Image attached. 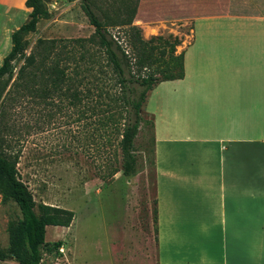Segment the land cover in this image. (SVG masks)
Here are the masks:
<instances>
[{"label": "crops", "instance_id": "obj_1", "mask_svg": "<svg viewBox=\"0 0 264 264\" xmlns=\"http://www.w3.org/2000/svg\"><path fill=\"white\" fill-rule=\"evenodd\" d=\"M25 1L0 0V51L27 19ZM133 24L146 39L188 24L176 46L183 77L158 82L143 105L153 162L129 176L154 205L153 234L150 222L139 229L144 240L124 258L111 243H76L66 259L264 264V0H138Z\"/></svg>", "mask_w": 264, "mask_h": 264}, {"label": "trees", "instance_id": "obj_2", "mask_svg": "<svg viewBox=\"0 0 264 264\" xmlns=\"http://www.w3.org/2000/svg\"><path fill=\"white\" fill-rule=\"evenodd\" d=\"M45 2L25 1L30 12L12 31L11 47L0 64V193L3 200L12 199L20 211V217L8 224V250L18 264H40L42 250H59L60 240L50 245L45 241L46 226H69L73 211L34 200L18 172L17 154L2 146L4 102L18 90L28 95L33 81H39L42 97L50 84L52 92L72 102L83 101L85 110L92 109L99 115V137L107 129L110 133L107 139L113 152L102 178L118 172L131 176L137 169L134 139L145 117L142 110L148 91L158 82L184 75L183 53H176L180 38L169 33L146 39L141 28L133 24L138 0H119L118 4L113 0L108 3L111 8L102 7L97 0H80L82 11L94 27L92 34L40 38L27 54L26 34L36 30L40 19L50 16ZM113 27L122 35L112 34Z\"/></svg>", "mask_w": 264, "mask_h": 264}, {"label": "rangeland", "instance_id": "obj_3", "mask_svg": "<svg viewBox=\"0 0 264 264\" xmlns=\"http://www.w3.org/2000/svg\"><path fill=\"white\" fill-rule=\"evenodd\" d=\"M68 1L46 0L50 16L40 19L36 30L26 34L27 54L40 38H76L92 34L94 27L82 11L80 0L77 4ZM97 1L102 7L111 8L108 3L113 0ZM115 2L118 4L119 0ZM172 27L174 31L161 35L179 36L188 31V24ZM118 30L110 28L112 34L121 36ZM4 42L6 46L0 51V58L6 54L7 40ZM48 88L50 90L43 97L39 81L31 82V90L26 96H23V90L15 91L4 102L1 116L4 122L2 146L17 154L18 172L34 200L73 211L69 227L74 228L75 233L69 235L67 227L46 226L45 241L50 245L60 240L63 249L42 250L41 264H73L64 254L73 256L68 248L75 247L76 243L88 249L111 243L115 256L124 258L139 246L138 241L144 240L143 234L139 236V229L147 230L150 222L153 234L154 205L147 204L144 181L141 176L130 180L121 172L102 178L101 173L107 172L108 157L113 152L107 139L109 129L102 138L99 137V115H95L94 110H85L83 101L72 102L60 93L52 92L50 84ZM152 139V124L144 117L134 139L136 173L152 158ZM19 217L17 204L12 199L3 200L0 193V264H18L8 250V224ZM88 255L94 256L90 251ZM121 264H124L122 260Z\"/></svg>", "mask_w": 264, "mask_h": 264}, {"label": "built area", "instance_id": "obj_4", "mask_svg": "<svg viewBox=\"0 0 264 264\" xmlns=\"http://www.w3.org/2000/svg\"><path fill=\"white\" fill-rule=\"evenodd\" d=\"M61 250V249H60Z\"/></svg>", "mask_w": 264, "mask_h": 264}]
</instances>
